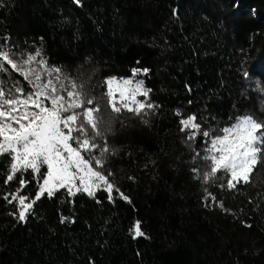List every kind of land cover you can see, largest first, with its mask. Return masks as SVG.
<instances>
[{
  "label": "trees",
  "instance_id": "1",
  "mask_svg": "<svg viewBox=\"0 0 264 264\" xmlns=\"http://www.w3.org/2000/svg\"><path fill=\"white\" fill-rule=\"evenodd\" d=\"M0 49L17 62L39 50L96 102L95 142L109 148L98 170L128 197L60 188L36 200L46 166L6 184L12 157L0 155V264H264V163L234 189L227 177L205 184L209 142L189 141L180 124L190 115L203 130L246 115L264 122V0H0ZM5 68L0 87L32 92ZM134 68L149 71L133 77ZM110 77L142 80L151 91L138 99L158 107L112 112ZM100 148L82 154L94 164ZM18 189L35 200L25 221L8 202ZM137 220L145 235L133 239Z\"/></svg>",
  "mask_w": 264,
  "mask_h": 264
},
{
  "label": "snow or ice",
  "instance_id": "2",
  "mask_svg": "<svg viewBox=\"0 0 264 264\" xmlns=\"http://www.w3.org/2000/svg\"><path fill=\"white\" fill-rule=\"evenodd\" d=\"M76 2L79 3V0ZM38 57L40 59H37ZM32 62L39 64L50 76L52 73L57 75L46 81L42 80L39 70L22 67ZM5 63L11 66L12 70L22 72L25 79L37 89L25 94L22 88L16 86L14 92L18 95H13L11 89L5 91L0 87V155L7 154L12 157L11 173L5 183L12 181L19 171L31 169L35 173H40L41 167L47 166L48 171L36 194V200L45 191L51 197L60 188H67L69 195L84 191L88 196H94L95 191L101 187H105L109 193L110 201L114 198L113 192L119 193L124 200H128V197L120 193L119 189L109 181L108 176L98 170L103 166V155L109 151V148L106 143L100 148L95 142L96 137L103 135L101 129L104 123L95 115L99 112V108L90 107L96 102L87 99L82 89L74 82L69 81V84L65 85L63 80L66 78L59 75L61 70L48 68L39 50L17 62L11 51L0 49V71L7 70ZM141 71L146 74L149 69L134 68L133 77ZM116 79L112 77L105 81L108 85L105 94L107 104L112 112L119 113L122 109H126L137 115H143L147 110L158 107L151 102L145 103L136 99L137 94L147 98L151 91L143 88V81H135L136 87L129 91L128 86L133 84V80H123L121 85H118L117 96L112 88V83ZM68 87L72 90H67ZM65 91L66 96L62 94ZM129 100L131 104L127 102ZM176 114L181 115L178 110ZM196 119L195 115H190L180 120L181 131L189 132L187 136L189 141L202 135L209 142L202 157L206 170L200 173L199 169L194 168L193 172L200 173L205 184L227 177L228 189H234L240 183H249L254 170L264 163V122L246 115L238 117L236 123L228 127L203 130ZM89 127L94 135L89 134ZM216 131L221 134H214ZM73 144L77 146L73 147ZM98 148L101 154L93 158L94 164L82 154ZM197 158H200V153H196L193 157V159ZM73 168L75 171L72 170ZM77 173H80L78 185ZM26 183L21 179V188ZM45 185L48 187L45 188ZM205 192L208 198L215 200L207 188ZM9 195L11 197L9 203L18 201V219L25 221L35 200L30 201L29 197L21 195L19 189ZM66 219L62 217L61 223ZM133 230V239L145 235L139 220L135 222Z\"/></svg>",
  "mask_w": 264,
  "mask_h": 264
},
{
  "label": "rangeland",
  "instance_id": "3",
  "mask_svg": "<svg viewBox=\"0 0 264 264\" xmlns=\"http://www.w3.org/2000/svg\"><path fill=\"white\" fill-rule=\"evenodd\" d=\"M36 62H32V64H30V65H27V66H22V67H30V68H35V69H37V70H39L37 67H36V65H34ZM40 71V74H41V79L42 80H44V81H46L48 78H46V79H44V77H43V75H45V76H47L48 74L47 73H45V72H43V71H41V70H39ZM19 72V71H18ZM19 74H21L22 76H23V78L25 79V77H24V75L22 74V72H19ZM110 78H112V77H110ZM116 78V77H115ZM27 82H28V84L30 85V87L32 88V91H35V90H37V89H34L33 88V85L32 84H30L29 83V81L27 80V79H25ZM123 80H133V84L132 85H130V86H128L129 87V91H131V89L132 88H135L136 87V84H135V81H142V80H140V79H132V78H128V77H126V78H117L115 81H113V83H112V88H113V90H114V92H116V95L118 96L119 95V93H118V85H121V82L123 81ZM143 88H145L144 87V85H143ZM66 96V95H65ZM138 96H139V94H137V96H136V99H138ZM139 100V99H138ZM129 104H131V101L129 100V101H127ZM48 106L49 107H51V104L50 103H48ZM133 107H135V105H132ZM236 123V122H235ZM234 123V124H235ZM46 168H47V166H46ZM73 171H75V169L73 168L72 169ZM47 171H48V169H47ZM47 171H46V174H47ZM77 174H79L80 175V173H77ZM76 183H77V185L79 184V177L77 178V180H76ZM43 184V182L41 183V185ZM40 185V186H41ZM48 187V185H45V188H47ZM53 187H55V185H53ZM39 190H40V188H39ZM38 190V191H39ZM73 190H75V188H73ZM46 192V191H45Z\"/></svg>",
  "mask_w": 264,
  "mask_h": 264
},
{
  "label": "bare ground",
  "instance_id": "4",
  "mask_svg": "<svg viewBox=\"0 0 264 264\" xmlns=\"http://www.w3.org/2000/svg\"><path fill=\"white\" fill-rule=\"evenodd\" d=\"M79 177V174H77V178Z\"/></svg>",
  "mask_w": 264,
  "mask_h": 264
}]
</instances>
